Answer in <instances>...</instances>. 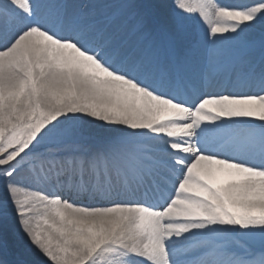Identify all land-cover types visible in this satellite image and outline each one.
Instances as JSON below:
<instances>
[{
  "label": "snow or ice",
  "instance_id": "6c2138e0",
  "mask_svg": "<svg viewBox=\"0 0 264 264\" xmlns=\"http://www.w3.org/2000/svg\"><path fill=\"white\" fill-rule=\"evenodd\" d=\"M0 264H264V0H0Z\"/></svg>",
  "mask_w": 264,
  "mask_h": 264
},
{
  "label": "bare ground",
  "instance_id": "6f19581e",
  "mask_svg": "<svg viewBox=\"0 0 264 264\" xmlns=\"http://www.w3.org/2000/svg\"><path fill=\"white\" fill-rule=\"evenodd\" d=\"M211 89H209V90H207V91H212V86L210 87ZM256 251L259 253L260 252V249H259V247L257 246V248H256ZM260 254V253H259Z\"/></svg>",
  "mask_w": 264,
  "mask_h": 264
},
{
  "label": "rangeland",
  "instance_id": "374dc122",
  "mask_svg": "<svg viewBox=\"0 0 264 264\" xmlns=\"http://www.w3.org/2000/svg\"><path fill=\"white\" fill-rule=\"evenodd\" d=\"M169 2H170V0H169ZM192 16H193V18L196 16V14H192Z\"/></svg>",
  "mask_w": 264,
  "mask_h": 264
}]
</instances>
